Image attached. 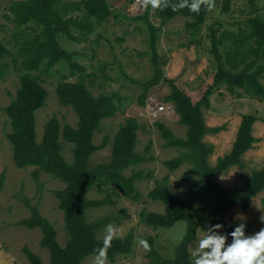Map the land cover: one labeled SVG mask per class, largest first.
Instances as JSON below:
<instances>
[{
  "label": "trees",
  "instance_id": "16d2710c",
  "mask_svg": "<svg viewBox=\"0 0 264 264\" xmlns=\"http://www.w3.org/2000/svg\"><path fill=\"white\" fill-rule=\"evenodd\" d=\"M153 2L156 17L163 24L178 17L188 18V29L199 30L206 23L210 14L208 0H147ZM226 2V9H229ZM193 5L197 7L194 9ZM145 14L139 19L145 21L152 32V48L157 61V28L150 19L151 5L145 9ZM16 24L13 40L16 42L15 52L0 41V76L11 69L19 73L20 87L11 104L5 109L10 120L12 132L8 139L13 148V160L19 169L35 168L34 177L38 179L44 173L64 185L63 189L54 192L59 202V210L64 213L65 230L68 240L65 246L58 242V234L52 223L44 218L37 206L27 207L31 210L28 219L18 223L19 227L29 230L40 229L43 234L41 246L50 254L49 264H84L92 256H98V249L105 247V239L98 238V231L104 226L102 223L89 222L87 213L112 203L114 196L121 194L140 201L142 195L137 191L136 182L144 178L151 179L152 174L145 176L142 170L134 172L130 177L124 171L155 158L135 151L138 131L141 124L137 118H127L121 126L114 141L111 160L94 167L90 161L93 155L106 149L109 137H105L101 145H95L94 136L105 119L116 117L122 108V97L115 93L110 96L101 94L95 97L86 85V78L94 77L87 69L74 61L76 52L65 50L60 41L68 39L82 43L94 34L113 14L108 0H82L79 3L60 0H21L14 1L10 7ZM80 13L81 17H74ZM9 18V17H8ZM248 33L245 37L223 33L217 37L212 30L213 50L219 61L220 68L215 76V86L225 83L231 94L236 89L243 90L251 98L264 101V85L260 78L264 75V18L261 16L250 19L247 23ZM73 31L80 36H76ZM19 36V38H18ZM101 35L95 40L99 45ZM22 38V39H21ZM228 41L232 46L225 55L220 48ZM255 43L252 45L251 42ZM254 59L248 61L249 56ZM11 59V63L7 62ZM226 61L227 66L223 65ZM66 63L73 78L79 73L78 81L64 80L57 85L59 102L64 107H70L78 117L77 127L65 125L62 127L57 118L49 120L45 126L41 142L37 136V112L46 106L48 91L43 86L42 75L52 73L56 67ZM240 63L244 64L240 68ZM65 78V77H64ZM170 83V93L164 102L172 103L179 116V123L187 127L186 138L176 137L164 124L157 122V127L165 140L166 148L181 150V155L164 162L170 173L178 171L186 162L192 168L186 171L189 179L196 173L201 186L213 197L208 211L202 217L195 215V208L189 202L176 196L171 191L170 176L163 180H156V186L148 197L152 201H159L166 207L164 214L147 212L139 214L140 222L154 229L171 228L177 223L187 224V231L178 246L175 257H161L154 248V238L143 239L151 247L148 254L150 264H190L189 246L196 242L198 229L206 224H224V232H231L237 224L230 225L225 217L235 207L243 211L249 210L250 202L264 191V168L253 171L246 186L242 190L231 192L218 186L217 176L228 172L234 167L243 165V156L255 147L258 142L254 137V125L257 118L254 115L242 117L236 140L229 154L218 158L215 165L208 161L213 154L214 147L205 142L209 134H218L226 130L225 126L210 128L206 124L203 109L210 108L209 90L203 99L194 102L173 81L164 78L160 69L156 76L144 85L146 92L139 97L142 107L147 105L148 90L159 85L161 81ZM74 145L73 163L67 162L63 156V143ZM152 144V142H150ZM5 176L0 179V191L4 186ZM98 189L106 193L102 200H92L89 193ZM112 191L110 193L109 191ZM246 232L250 234L247 225ZM135 236L130 233L122 237L108 239L104 259L115 264L119 257L130 256L135 247ZM24 252L32 264H43L40 257L29 249Z\"/></svg>",
  "mask_w": 264,
  "mask_h": 264
},
{
  "label": "rangeland",
  "instance_id": "374dc122",
  "mask_svg": "<svg viewBox=\"0 0 264 264\" xmlns=\"http://www.w3.org/2000/svg\"><path fill=\"white\" fill-rule=\"evenodd\" d=\"M14 1L21 0H0V41L13 52L16 44L13 40L16 24L11 20L13 16L10 7ZM60 1L74 4L82 0ZM108 2L113 12L112 16L88 38V41L82 43L68 39L60 41L65 50L77 53L74 57L75 62L84 66L88 73L95 75L86 78V85L95 97L101 94L110 96L115 93L122 97L121 111L116 117L103 120L94 136L95 145H101L105 137H109V141L106 149L93 155L90 164L94 167L111 160L116 135L127 118H137L141 124L135 151L149 158H155V161L124 171L127 177L139 170H142L145 176L152 174L151 179L144 178L135 183L137 191L142 195L140 201H133L123 194L119 197L114 196L110 205L89 211L87 219L89 222L104 224L98 231L99 239H105L107 236L108 225L113 229L110 238L134 234L136 242L133 253L127 257H119L115 264H150L148 254L151 247L143 243V239L154 238V248L160 256L173 258L176 254V246L180 244L187 231V224L183 222L171 228L157 230L140 222L139 214L143 210L160 214L166 212L164 204L152 201L148 197L156 186V180L161 181L169 175L173 194L189 202L195 208V215L198 218L206 214L210 204L213 203V197L202 188L196 173L189 179L186 177V171L192 168L191 163L186 162L175 173H170L165 167L164 162L180 156L181 150L166 148L157 122L168 127L176 137L183 139L186 138L187 127L179 123L176 111L170 116L152 118L146 110L147 106L142 107L139 104V97L146 92L144 85L152 80L156 76L157 69H160L164 78L173 81L195 103L201 101L211 90L208 98L210 108L203 109L206 124L210 128L226 127V130L206 137V143L214 147L213 154L208 158L211 165H215L218 158L230 153L242 117L256 116L253 135L258 142L255 147L243 156L241 168L230 169L215 179L216 184L225 190L236 192L244 189L253 171L264 168V101L251 98L239 89H236L235 94H231L225 83L214 85L220 64L212 52V30L215 29L217 37L226 31L245 37L249 32L248 21L257 16L264 18V0H208L211 5L210 14L198 31L187 28V23L192 21L188 18L178 17L163 24L155 15L153 2L147 0L140 2L108 0ZM226 2H229L227 11H225ZM148 5L152 7L150 19L157 28L156 63L152 48V32L148 24L139 19L144 16ZM73 16L81 17V14L74 13ZM73 33L80 36L75 31ZM99 35L102 37L97 45L95 40ZM251 44L255 45L254 41ZM231 46V42L228 41L220 48V53L225 55ZM254 58V55H250L248 61ZM6 61L11 63V59ZM258 64H264V60L261 59ZM223 65L227 66L226 61ZM243 67L244 64L240 63V68ZM69 74L70 68L66 63L56 67L52 73L41 74L43 86L49 95L46 106L37 112L39 142L42 140L47 122L52 118H57L62 127L65 125L77 127L76 113L72 108L60 104L56 92L58 83L65 79L71 82L78 81L79 73L73 78ZM260 81L264 85V75ZM19 87V73L14 72L13 69L0 76V179L5 176L4 186L0 191V264H32L24 252L25 248L40 257L43 264H49L50 254L41 246L43 239L41 230L19 227L18 223L31 216L27 203L37 206L40 214L55 227L58 242L61 246H65L68 236L64 213L59 210V202L54 194L55 191L63 189L64 185L44 173L36 179L35 168L19 169L14 163L13 148L8 139L12 128L5 109L13 101ZM170 88L169 82L161 81L159 85L148 90L147 103L152 98L155 100V105L166 103L164 99L169 95ZM61 142L63 156L72 164L74 145L64 142L63 139ZM213 144H216L217 149ZM109 192L112 193L111 190ZM105 197L106 193H101L98 189H93L89 193V198L92 200H102ZM237 213L244 214L246 221L237 217ZM262 214H264V191L251 200L249 210L234 209L228 213L225 221L233 226L246 222L252 234L264 227L260 222ZM204 234L205 228H199L196 242L189 246L190 253ZM84 264H98V256L86 259ZM104 264L113 263L104 259Z\"/></svg>",
  "mask_w": 264,
  "mask_h": 264
},
{
  "label": "clouds",
  "instance_id": "9594fccd",
  "mask_svg": "<svg viewBox=\"0 0 264 264\" xmlns=\"http://www.w3.org/2000/svg\"><path fill=\"white\" fill-rule=\"evenodd\" d=\"M197 6L193 5L195 9ZM211 7V5H209ZM246 221L242 213L236 215ZM264 224V214L260 216ZM224 224H206L205 234L190 253V264H264V227L258 232H246V222L237 224L233 231L224 232ZM112 226L106 227L105 247L98 249V264H104Z\"/></svg>",
  "mask_w": 264,
  "mask_h": 264
},
{
  "label": "built area",
  "instance_id": "2783aa9c",
  "mask_svg": "<svg viewBox=\"0 0 264 264\" xmlns=\"http://www.w3.org/2000/svg\"><path fill=\"white\" fill-rule=\"evenodd\" d=\"M141 0H137V2H140ZM155 100L152 98L147 103L146 110L149 113V115L154 119H159L160 116L166 115L170 116L174 113V106L172 103H161L158 105L154 104Z\"/></svg>",
  "mask_w": 264,
  "mask_h": 264
},
{
  "label": "crops",
  "instance_id": "0c3cea01",
  "mask_svg": "<svg viewBox=\"0 0 264 264\" xmlns=\"http://www.w3.org/2000/svg\"><path fill=\"white\" fill-rule=\"evenodd\" d=\"M99 28H100V27H99ZM99 28H97V29H99ZM97 29H96V30H97ZM76 33H77V32H76ZM241 121H242V120H241ZM240 124H241V123H240ZM209 135H212V134H209ZM209 135H207V136H209ZM217 136H218V135H217ZM215 138H216V137H215ZM215 138H214V139H215ZM205 142H206V138H205ZM213 145H215V148L217 149L216 144H213ZM234 168H236V167H234ZM237 168H241V167H237ZM232 169H233V168H232ZM224 174H225V173H224ZM221 175H222V174H221ZM217 178H218V177H217ZM242 189H243V188H242ZM239 208H240V207H235L234 209L237 210V209H239ZM234 209H233V210H234Z\"/></svg>",
  "mask_w": 264,
  "mask_h": 264
}]
</instances>
